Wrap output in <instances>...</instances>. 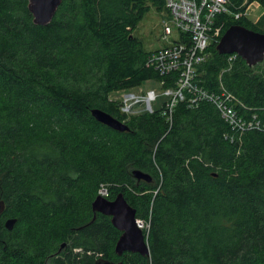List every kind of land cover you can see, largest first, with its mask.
<instances>
[{
	"label": "trees",
	"instance_id": "obj_1",
	"mask_svg": "<svg viewBox=\"0 0 264 264\" xmlns=\"http://www.w3.org/2000/svg\"><path fill=\"white\" fill-rule=\"evenodd\" d=\"M153 7L167 14L165 0H63L38 26L29 0H0V264H264V132L238 139L209 102H180L171 124L161 106L127 116L111 100L149 80L174 86L133 34ZM217 22L222 35L232 25L264 33L247 18ZM216 47L197 66L199 85L224 87L242 116L264 122V62L230 63ZM102 188L136 210L150 255L116 254L122 232L92 210Z\"/></svg>",
	"mask_w": 264,
	"mask_h": 264
},
{
	"label": "built area",
	"instance_id": "obj_2",
	"mask_svg": "<svg viewBox=\"0 0 264 264\" xmlns=\"http://www.w3.org/2000/svg\"><path fill=\"white\" fill-rule=\"evenodd\" d=\"M259 6L256 0H241L239 3L230 0H165L168 15L163 22L162 39L165 45L148 56L147 66L162 78L175 77L174 86L163 89L166 81L162 80L159 89L147 90L143 95H123L122 113L127 116L154 113V104L162 98V114L172 124L180 102H187L190 108L209 102L238 139L249 131L264 132V122L257 115L246 118L240 114L236 107L241 104L234 94L224 87L217 93L207 91L199 85L197 74V66L210 56V46L218 44L222 37L224 22H217L218 16L235 21L251 19L250 12ZM237 57L236 54L229 55L228 60L233 63ZM230 139L234 141V136ZM138 223L143 230L144 222L138 220Z\"/></svg>",
	"mask_w": 264,
	"mask_h": 264
},
{
	"label": "water",
	"instance_id": "obj_3",
	"mask_svg": "<svg viewBox=\"0 0 264 264\" xmlns=\"http://www.w3.org/2000/svg\"><path fill=\"white\" fill-rule=\"evenodd\" d=\"M63 0H29V10L38 26H48L57 14ZM220 55L236 54L241 57L248 66L254 67L264 62V33L250 30L241 25H232L222 35L216 47ZM93 117L101 124L118 131H129V127L114 118L112 115L100 110H92ZM134 177L137 180L152 181V177L142 171L135 170ZM5 210L4 201L0 200V215ZM94 215L100 213L111 217L113 226L122 232L116 247L117 255L122 256L125 252L138 253L142 256L150 255L149 247L143 230L140 228L136 216V210L129 204L121 193L114 200H109L99 194L92 204ZM17 219L11 218L5 222V228L12 231ZM65 245L63 244L62 247ZM95 264H123L113 262L102 257Z\"/></svg>",
	"mask_w": 264,
	"mask_h": 264
},
{
	"label": "rangeland",
	"instance_id": "obj_4",
	"mask_svg": "<svg viewBox=\"0 0 264 264\" xmlns=\"http://www.w3.org/2000/svg\"><path fill=\"white\" fill-rule=\"evenodd\" d=\"M251 21L254 23L259 24L260 26L264 25V8L260 6L255 10L250 12ZM168 19V15L165 12L157 11L154 7L151 9V11L146 14L144 19L138 24L134 31L135 37L138 39V41L141 43V45L144 47L146 51L154 52L160 48H162L165 45V42L163 41V22ZM159 83L155 80H149L145 82L143 85L132 89L130 91H121L113 94L111 96L112 101H118L121 104V101L123 102V95H127L130 93L136 94H145L147 90L150 89H159ZM116 98L117 100H113ZM163 99L160 98L157 103L154 104V107L156 110L160 109L161 103ZM138 113H134V115H137ZM101 194H103L104 197H109V191L107 188L101 189ZM112 199V198H110Z\"/></svg>",
	"mask_w": 264,
	"mask_h": 264
},
{
	"label": "bare ground",
	"instance_id": "obj_5",
	"mask_svg": "<svg viewBox=\"0 0 264 264\" xmlns=\"http://www.w3.org/2000/svg\"><path fill=\"white\" fill-rule=\"evenodd\" d=\"M136 93V92H135Z\"/></svg>",
	"mask_w": 264,
	"mask_h": 264
}]
</instances>
